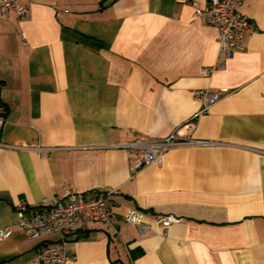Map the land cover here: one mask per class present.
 Returning a JSON list of instances; mask_svg holds the SVG:
<instances>
[{
	"label": "crops",
	"instance_id": "1",
	"mask_svg": "<svg viewBox=\"0 0 264 264\" xmlns=\"http://www.w3.org/2000/svg\"><path fill=\"white\" fill-rule=\"evenodd\" d=\"M0 17V264H31L18 204L116 190L111 224L72 230L65 264H264V0H244L242 51L195 16L208 0H17ZM204 69L212 70L206 74ZM217 94L191 139L133 173L120 145L163 140ZM144 214L141 235L121 218ZM172 216L167 228L157 218Z\"/></svg>",
	"mask_w": 264,
	"mask_h": 264
},
{
	"label": "built area",
	"instance_id": "2",
	"mask_svg": "<svg viewBox=\"0 0 264 264\" xmlns=\"http://www.w3.org/2000/svg\"><path fill=\"white\" fill-rule=\"evenodd\" d=\"M244 0H208L204 9L196 3L192 6L195 16H204L207 24L217 33L219 52L230 58L235 52L244 49V34L249 29L248 20L239 11ZM29 9L17 0H0V17L14 14L19 18L28 15ZM212 70L204 69L206 74ZM194 98L202 101L201 111L190 119L185 125L177 129L172 135L163 140L124 143L120 148L130 154V167L133 173L150 165H161L165 153L178 146H205L210 143L191 139L190 135L195 126V119L218 101L219 97L209 91H195ZM5 119L0 115V130ZM116 190L101 193L95 198L86 199L75 191H68L61 200L48 202L46 200L35 207L18 204L16 214L18 223L16 229L22 231L27 239L38 240L46 235L58 236V241L42 247L31 261V264H65L74 262L75 257L66 251L68 237L72 230L86 226L89 223L111 224L116 218L114 213ZM125 223L138 227L141 235H146L150 227L144 222V214L139 210H129L121 218ZM179 219L172 216L157 218L156 225L167 228L178 223ZM9 229L0 231V241L9 238Z\"/></svg>",
	"mask_w": 264,
	"mask_h": 264
}]
</instances>
